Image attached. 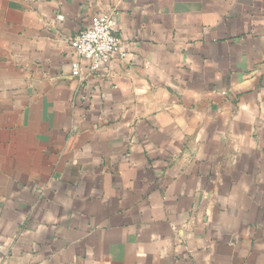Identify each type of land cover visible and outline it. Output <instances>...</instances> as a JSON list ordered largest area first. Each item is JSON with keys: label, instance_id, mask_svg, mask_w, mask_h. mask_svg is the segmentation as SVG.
<instances>
[{"label": "crops", "instance_id": "0c3cea01", "mask_svg": "<svg viewBox=\"0 0 264 264\" xmlns=\"http://www.w3.org/2000/svg\"><path fill=\"white\" fill-rule=\"evenodd\" d=\"M0 264H264V0H0Z\"/></svg>", "mask_w": 264, "mask_h": 264}, {"label": "built area", "instance_id": "2783aa9c", "mask_svg": "<svg viewBox=\"0 0 264 264\" xmlns=\"http://www.w3.org/2000/svg\"><path fill=\"white\" fill-rule=\"evenodd\" d=\"M77 59L71 63V75L83 74V62L90 72H96L117 53L125 58L121 49V39L116 31L115 20L106 13L92 16L90 25L69 41Z\"/></svg>", "mask_w": 264, "mask_h": 264}]
</instances>
